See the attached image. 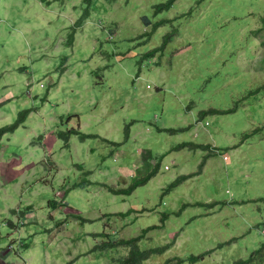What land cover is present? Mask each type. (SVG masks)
Listing matches in <instances>:
<instances>
[{
  "label": "rangeland",
  "instance_id": "rangeland-1",
  "mask_svg": "<svg viewBox=\"0 0 264 264\" xmlns=\"http://www.w3.org/2000/svg\"><path fill=\"white\" fill-rule=\"evenodd\" d=\"M166 1L108 5L96 0L86 23L76 26L84 0L48 7L40 0H0V101L5 104L0 128L12 123L18 111L20 116L31 106L39 109L26 117L25 128L4 134L0 141V230L8 220L19 224L12 230L15 247L27 235L30 247L23 255H35L30 264L67 262V254L76 257L80 252L86 254L73 264H111L117 253L99 256L92 249L103 241L98 233L114 232L117 226L125 238L151 224L162 227L149 231L144 240L150 237V245L171 247L143 264H174L176 260H168L207 251L203 259L188 264H234L264 244V99L239 101L244 93L264 94V89L256 92L263 75L254 73L264 47L257 52L255 41L246 40L255 21L253 29L264 18V0H177L170 10L156 14L154 6ZM190 11L193 16L183 19L181 28L178 20L146 35L158 20ZM211 14L217 26L209 23ZM165 38L169 40L160 49ZM158 48L152 60H141ZM219 65L224 68L216 70ZM37 80L44 84L33 87L39 97L22 100L28 84ZM237 105L233 113L195 121L198 112ZM128 124L129 138L124 137ZM191 124V130L172 134L157 130ZM70 129L86 138L74 132L60 138ZM186 141L215 145L223 156L210 158L201 173L167 190L178 176L201 167L206 151L175 148ZM155 165L157 173L130 195L112 194L107 187L126 188ZM86 172V179L96 183L88 191L60 189L81 182ZM10 207L15 212L4 220L2 210ZM128 210L133 212L125 218L112 216ZM22 211L28 214L23 221ZM61 223H70L69 233L61 230ZM59 226L57 238L61 242L71 236L70 245L56 240L48 245L47 231ZM26 228L35 233L29 235ZM4 234L2 250L8 242Z\"/></svg>",
  "mask_w": 264,
  "mask_h": 264
},
{
  "label": "trees",
  "instance_id": "trees-1",
  "mask_svg": "<svg viewBox=\"0 0 264 264\" xmlns=\"http://www.w3.org/2000/svg\"><path fill=\"white\" fill-rule=\"evenodd\" d=\"M42 1L45 2L46 4H49V2H50V1H47V0H42ZM52 1H54V0H52ZM59 1H60L61 5H62V0H59ZM105 1L109 5V4H112L114 2H117L118 0H105ZM176 1L177 0H167L164 3H160L158 5H155L154 6L155 13L156 14H160L162 11L170 10L171 8L174 7L173 5L175 4ZM95 3H96V0H84V2L79 3L78 6H79V8L81 7L82 9H81V13H80V15L78 17V20H76V22H77L76 26H81V25H83L85 23V20L90 15L91 6L93 4H95ZM190 12L188 14H183L181 16H176L174 19H161V20H158L154 24H152L151 20H149V18L147 16H143L142 19H143L144 24L146 26H150L151 27V24H152L151 31H149L146 35L149 36V34H150V36H152V34L154 32H156L159 28H161L164 25H166L168 23H171L173 21L180 20L179 24H178V29L181 28L182 27V24H181L182 20L185 19L186 17H187V20H188V18L193 16L192 11H190ZM207 18L209 19V23L210 24L215 25V26L218 25V21H216L214 19L215 16L213 14H211L210 17H207ZM256 24H257V21H255V23L251 26V29H250L249 33L246 35V40H247V42H250L252 44V39H253L255 41L256 51L260 52L262 50L261 47L262 48L264 47V18L261 19L260 26L256 27V29H253L254 26H256ZM73 28H74V31H75V27H73ZM175 32H177V30H175ZM108 33H113V30L110 29L108 31ZM256 39H259V40L256 41ZM168 40H169V38H165L164 39V42L162 43V47L160 49L163 48V45H165L166 41H168ZM158 51H159V48L156 49L153 52H148L146 54L144 53L143 56L141 57V60H145V59L151 60V58H153V55L155 53H157ZM263 56H264V52H263ZM232 62H233V60L230 59V63H232ZM221 68H224V67L219 65L216 70H219ZM257 72L261 73V75H263V77L260 78L256 82V84H257L256 92L259 91L260 89H264V57L262 59H260V64L258 65V67L254 68V73L258 75ZM241 95H243V96H242L241 99H239V101L242 100V99H245V102L247 104H248L250 99H253V100H255V99H258V100L264 99V94H253V93L249 92V93H244V94H241ZM239 104H240L241 107L242 106H246V104L241 105V103L238 102V105ZM238 105L235 108H230V109H215V108H211V109H208V110H204V111L198 112V114H197L198 115V119L202 120L203 117L208 116V115L213 116V115H217V114L224 115V114H228V113H233L238 108H240V107H238ZM129 126L130 125L126 126V129H125V136L124 137L128 136L127 138L130 137ZM185 129H178L177 130V129H172V128H166V129H164V131H166L167 133H171L172 134V133H177V132H180V131H184ZM76 130L75 129L74 130L70 129L69 132H62V133H60V138L64 137V139H67L69 134L72 133V132H74V134H78L81 139L82 138H86L85 135L80 134L79 133L80 131H76ZM158 131H159V129H158ZM251 132H252V134L258 133V131L256 129H252ZM107 142H111V141H107ZM112 143L115 144L114 146H116V143H114V142H112ZM189 145L192 148H197V147L201 146V145H196V144H193V143H189ZM187 146H188L187 144L182 143V144H178L175 148H183V147H187ZM203 148L207 149L208 147H203ZM112 153L113 152H111V154ZM80 168H81V166H80ZM82 168H83V166H82ZM158 168L159 167H156V165H155L154 168H151L150 170H148L149 173L145 177H143L140 180L139 179L133 180L132 183L126 188H121L119 190H114L110 185L109 186L107 185V187H109L110 190L113 192L112 194H116V195H130L138 187L146 185L148 183V181L156 174V172L158 171ZM199 170L197 171V174H198ZM89 174H90V172L84 173V176H83V179L81 180V182H75L73 185H68L67 187H64V186L60 187V189L68 190L71 187H74V188H79V189H85V191H88V187L90 185H92V184L95 185L96 184V183H92L91 181L86 179V177H88ZM191 176H194V174L184 175V176L178 177L175 181H173L172 183H170L168 185L167 190H171L172 188H175L180 182L188 179ZM66 184H68V183H66ZM103 186H105V185L103 184ZM53 203L54 202L49 201V205H52ZM185 206H187V204L184 205L182 209H184ZM193 206H197V205L193 204ZM198 206H204V204L198 203ZM211 206H213V205H209V207H211ZM27 208L30 209V207H27ZM132 212L133 211L128 210L127 212H118L115 215H112V214H109V215L122 216V217L125 218V216H127L129 214H132ZM21 215L22 216L20 217V219L23 221L24 218H25L23 216L26 215V213L23 215V211H22ZM13 224L14 223H10V225H12V226H13ZM161 228L162 227H160L159 225L151 224V225L147 226L146 228H143L139 235L133 236V237H129V238H125V237H123L121 235L120 227L117 226L116 231H114V232H111V231L108 232L107 231V232L98 233V236H101L103 238V241L100 244H96L94 246V248L92 249V251H97L98 250V251H100L99 253L101 255H103V254H105L106 251L113 250L115 253H117L119 255V258H117V259L111 258V264H143L149 258L157 257V256L161 255L165 250H167L168 248L171 247V244H169V245L166 244L164 246H162V245H150L149 244V241L151 240L150 237H148L147 240H144V237L146 236V234L149 231L155 230V229H161ZM173 240H174V238H173ZM21 244H22V241H21ZM25 247H29V245L26 243L24 248ZM262 249H264V244H262V246H261V244H258L256 246V249L250 252V255L248 256L247 259H241V260L235 262L234 264H264V252L262 253ZM207 252H209V251H207ZM207 252L204 253L203 255L198 256V257L191 256L188 259H184L182 256H179V257L175 256L174 258L169 259L168 261L176 260L174 264H188L189 261L194 263V262L198 261L199 259H203L204 256L207 255ZM66 264H70V262H68Z\"/></svg>",
  "mask_w": 264,
  "mask_h": 264
},
{
  "label": "clouds",
  "instance_id": "clouds-1",
  "mask_svg": "<svg viewBox=\"0 0 264 264\" xmlns=\"http://www.w3.org/2000/svg\"><path fill=\"white\" fill-rule=\"evenodd\" d=\"M47 1H50L49 2V4H46L45 2H43L42 0H40V2H41V4H43V5H45L46 7H48V6H50V5H52V3L54 2H58L59 0H54V1H52V0H47ZM60 2V1H59ZM64 2H62V4H63ZM107 3V2H106ZM108 4V3H107ZM75 22H76V20H75ZM14 23V22H13ZM77 23V22H76ZM75 23V25H77ZM85 23H86V20H85ZM84 23V24H85ZM0 24H1V27H2V24H3V21L0 19ZM15 24V23H14ZM83 24V25H84ZM82 26V25H81ZM13 27H14V25H13ZM74 26H72V28H73ZM73 30V32H75L76 31V29H75V31H74V28L72 29ZM111 35V34H110ZM70 39H71V35H70ZM153 58H154V56H153ZM153 58H151V60L153 59ZM89 59V58H88ZM86 60V63H88V61L89 60ZM160 63V60L159 59H156L155 60V65H158ZM104 67H106V66H103L102 68H104ZM27 67H23L22 69H26ZM22 69H20V70H22ZM97 69H100V68H97ZM27 75H33V74H30V73H27ZM95 77H97L96 76V74H95ZM100 83H101V81H100ZM94 84H98L96 81H94ZM35 85H38V87H40V88H42L43 86H44V84L40 81V80H37L36 82H34V81H32L30 84H28V86L26 87V90H27V95L26 94H23V96H21L20 98L22 99V100H26L27 98L28 99H34V98H38L39 97V94H38V91H34L33 90V87L35 86ZM0 89H1V87H0ZM49 91V90H48ZM48 91L46 92V95L48 94ZM37 93V94H36ZM34 94H36L35 96H34ZM10 97H8V99H9ZM13 98H16V97H12L11 99H13ZM40 101H41V99H40ZM20 103H22V102H20ZM3 105H5L4 103H3V101H0V109L2 108V106ZM39 109H38V107L37 106H31L30 108H26L25 110H23V111H21L20 112V116H18V112H17V114H16V117H15V119H14V121L12 122V123H10V124H8V125H6V126H4V127H2V128H0V141H1V139H2V137H4L3 135L4 134H6V133H9V134H11V133H13L14 131H16V130H20L22 127L23 128H25L26 127V123L24 122L25 121V119H26V117H31V116H33V115H35V114H37V111H38ZM191 111V110H190ZM195 120V119H194ZM197 123H199V122H201V120L200 119H196L195 120ZM131 124V123H130ZM130 124H128V125H130ZM127 125V126H128ZM194 126H195V124H191V125H188L187 126V130H191L192 128H194ZM159 129V132H162V131H164V129H166V128H161V127H157V130ZM185 129V130H186ZM164 132H166V131H164ZM62 139L64 140V137H62ZM105 141H108L107 139H105ZM115 143V142H114ZM182 143H185V144H187L188 146L187 147H183V148H185V149H189V150H191V149H201V150H204V151H206V154H204V159L202 160V162H201V168H199L200 170L202 169V167H203V165L210 159V158H212V157H216V156H223L222 155V153H221V151L219 150V148H217V146H213V145H211V144H209V143H205V142H199V144H196V143H193V141H186V142H182ZM181 143V144H182ZM189 143H193V144H196V145H201V146H199V147H197V148H192L190 145H189ZM116 144H118V143H116ZM189 147V148H188ZM203 147H208L207 149H204ZM115 149L117 148V147H114ZM176 149H181V148H176ZM231 149H232V147H231ZM159 169V168H158ZM198 169V170H199ZM200 170H199V172H198V174L199 173H201L202 171H203V169H202V171L200 172ZM157 173V172H156ZM190 174H194V176H196V175H198L197 174V171H193V172H191V173H189V174H183V175H180V176H184V175H190ZM180 176H178V177H180ZM194 176H191V177H189V178H192V177H194ZM143 177H145V176H143ZM143 177H140V178H138L139 180L140 179H142ZM177 177V178H178ZM176 178V179H177ZM188 178V179H189ZM152 179V178H151ZM150 179V180H151ZM175 179V180H176ZM149 180V181H150ZM175 180H173V181H175ZM187 180V179H186ZM186 180H184V181H186ZM148 181V182H149ZM172 181V182H173ZM171 182V183H172ZM9 183L10 184H14V183H16V181L15 180H9ZM181 183V182H180ZM3 187V186H2ZM63 191V190H62ZM60 204L61 205H64V204H66V202L65 201H63V200H61V202H60ZM194 205H197L198 206V203H195ZM211 205H213V206H217L218 205V202H216V203H212ZM29 209V208H28ZM19 210V209H18ZM14 213L15 211L14 210H12V208L10 207L9 209H8V211H7V213ZM30 214H31V212H30ZM26 215H28V214H26ZM26 215H24V216H26ZM23 216V217H24ZM4 220L6 219V217L5 218H3ZM20 221V220H19ZM22 221V220H21ZM8 223H13L12 221H9L8 220ZM16 225V226H15ZM14 227H12V229H11V231L13 230V228H18V226H19V224L18 223H14V225H13ZM22 226H23V223H22ZM13 232V231H12ZM50 234L51 235H54V231L53 230H51L50 231ZM94 235L96 234V233H93ZM95 238V237H94ZM21 241L22 240H20L19 241V243L21 244ZM20 244H18L17 245V247H15V243L14 242H12L11 244H9V246H8V249H9V251H18V249L22 246V244L20 245ZM228 244V243H227ZM221 245H223V244H221ZM86 254V253H85ZM99 255H101L100 253H99ZM78 256H80V255H77L76 257H72V258H70V260L69 261H67V262H65L64 264H66V263H68V262H70V264H73L74 262H75V260L78 258ZM102 256V255H101ZM107 260H105V262H106Z\"/></svg>",
  "mask_w": 264,
  "mask_h": 264
},
{
  "label": "crops",
  "instance_id": "crops-1",
  "mask_svg": "<svg viewBox=\"0 0 264 264\" xmlns=\"http://www.w3.org/2000/svg\"><path fill=\"white\" fill-rule=\"evenodd\" d=\"M8 209L2 210V213H1L2 218H5ZM5 224H6V226L4 227V230L3 231L0 230V237H2V234L5 233L3 236L6 237V238H8V242L6 244V248L4 250H2L1 249V246L2 245H5V242L0 241V264H30L31 261L34 258L33 256H35V255L30 254V256L28 258L25 257V254L23 255V251L24 250H27L30 247V245H29V247H25L24 248V246L26 245L25 239H26L27 235H26V237H22V245L23 246H21L18 249V251H9V249H8V246L9 245L8 244H11L12 242L15 241L14 238H15L16 233H14V232L11 231V229H12L13 226L10 225V223H5ZM34 224H37V223H27L28 226L29 225H34ZM67 225H70V223H61V230L62 231L63 230H66V233H69L68 230L66 229V226ZM14 229L15 228H13V230ZM51 230L54 231V235H51L50 234V231ZM27 231H28L29 235L32 232L35 233V230L33 228H30V229H27L26 228V232ZM47 233H48V240H49V244L48 245L53 244L55 242V240L58 243H62V244H66V245H70V243H71L72 237L69 236V235H68V237L63 238L61 242L57 238V236L60 233V226H59V230L58 229L57 230L50 229V230L47 231ZM84 254L85 253H81L80 252V254H78V255H84ZM50 255H51V253L49 251L48 252H45L46 261H49L50 260ZM99 256H101V255H99ZM67 257H71L72 258L73 256H70V254H67ZM64 261L66 262L65 259H57V260L53 261L52 263L48 262L47 264H64L65 263Z\"/></svg>",
  "mask_w": 264,
  "mask_h": 264
}]
</instances>
